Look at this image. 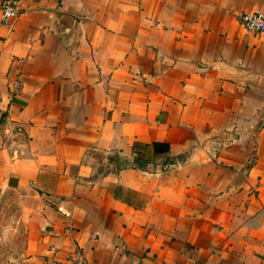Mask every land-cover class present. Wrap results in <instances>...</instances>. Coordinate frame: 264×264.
<instances>
[{"label": "crops", "instance_id": "crops-1", "mask_svg": "<svg viewBox=\"0 0 264 264\" xmlns=\"http://www.w3.org/2000/svg\"><path fill=\"white\" fill-rule=\"evenodd\" d=\"M256 11L28 0L0 26L27 264H264V33L238 23Z\"/></svg>", "mask_w": 264, "mask_h": 264}, {"label": "rangeland", "instance_id": "rangeland-1", "mask_svg": "<svg viewBox=\"0 0 264 264\" xmlns=\"http://www.w3.org/2000/svg\"><path fill=\"white\" fill-rule=\"evenodd\" d=\"M26 224L17 195L0 186V264H27Z\"/></svg>", "mask_w": 264, "mask_h": 264}, {"label": "built area", "instance_id": "built-area-1", "mask_svg": "<svg viewBox=\"0 0 264 264\" xmlns=\"http://www.w3.org/2000/svg\"><path fill=\"white\" fill-rule=\"evenodd\" d=\"M28 0H0V26L8 28L19 16L22 3ZM239 25L247 32L264 33V11L241 14Z\"/></svg>", "mask_w": 264, "mask_h": 264}, {"label": "trees", "instance_id": "trees-1", "mask_svg": "<svg viewBox=\"0 0 264 264\" xmlns=\"http://www.w3.org/2000/svg\"><path fill=\"white\" fill-rule=\"evenodd\" d=\"M157 146H162L163 147L162 150H164V151L167 150V146L166 145H158V144H154L153 145L154 150L156 149ZM139 166H141V165H139Z\"/></svg>", "mask_w": 264, "mask_h": 264}]
</instances>
